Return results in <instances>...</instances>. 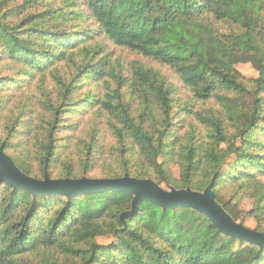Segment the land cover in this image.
I'll return each mask as SVG.
<instances>
[{"label":"trees","instance_id":"1","mask_svg":"<svg viewBox=\"0 0 264 264\" xmlns=\"http://www.w3.org/2000/svg\"><path fill=\"white\" fill-rule=\"evenodd\" d=\"M103 41L169 67L191 101L233 95L241 104L228 122L215 110L200 113L197 127L179 135L169 80L140 61L102 62ZM246 62L255 65L257 78L235 67ZM51 76L54 94L30 93ZM87 77L103 81L87 102L93 112L107 114L106 145L123 156L124 169L88 176L68 166L55 175L63 166L58 158L62 134L70 129L66 118L83 109L75 95ZM11 83H29V97L24 106L11 107L0 91V146L10 154L25 145L24 152L10 155L29 175L128 173L196 190L216 176L217 200L237 221L254 219V229L264 232V190L258 187L264 179V0H0V89ZM9 107L5 119L2 110ZM36 107L42 112L37 121ZM204 129L210 133L202 141ZM90 133L77 144L86 147L91 168L102 128ZM224 142L231 147H222ZM165 158L179 164L181 180L171 179ZM227 187H235L233 196L223 193ZM240 194L254 199L245 215L237 206ZM133 198L115 190L33 196L0 182V264H264V248L222 233L191 208L144 201L124 227L120 214ZM106 234L111 240L105 244L98 238Z\"/></svg>","mask_w":264,"mask_h":264},{"label":"rangeland","instance_id":"2","mask_svg":"<svg viewBox=\"0 0 264 264\" xmlns=\"http://www.w3.org/2000/svg\"><path fill=\"white\" fill-rule=\"evenodd\" d=\"M105 51V60L102 62L107 63L108 65L114 64L115 61L118 63H127L131 64L135 61H140L147 66H152L159 69L163 75L169 80V82L173 85L175 90V119L174 122L178 124L179 135L184 134L188 131L190 126L197 127V115L200 113H209L213 110L216 112H220L223 114L224 118L229 121V112L235 110L238 106H240V101L238 97L233 95H229L222 101L215 96L211 102H195L190 100L191 92L179 81L177 76L169 69V67L162 65L158 62L152 61L140 54H136L131 52L128 49L120 48L115 44H106V41L102 43ZM104 55V53H103ZM102 55V56H103ZM72 62V61H71ZM64 66V65H63ZM235 67L239 69L248 79H255L259 76V72L256 69L255 65L246 62L236 64ZM29 85V83H28ZM28 85L26 87H28ZM103 86V81L100 79H91L89 77L83 78L79 84V88L75 95V100L77 102H83L84 106L81 110H76L73 114H70L66 118V125L70 129H66L62 134L61 141V149L62 151L59 154L58 164L61 167H58L55 171V175H60L68 166H72L76 168L80 175H83L85 171H89L87 173L88 176H105V175H114L113 173H122L124 169L125 162L123 161V156H119L113 153L114 148L107 147L106 145V135H104V130L106 129V122H108L107 114L101 110L93 112L91 107L89 106V97H91L94 92H99ZM18 84H8L7 86H3L0 91L3 93L2 95L7 98V101L12 100V106H24L27 98L29 97V91L26 92L25 88ZM58 87L55 85V81L53 77H47L41 82L37 81L30 90V93H33L34 90L39 91V97L42 94V98L54 94ZM9 107L7 110H2V116L6 119L7 111L10 110ZM185 110V111H184ZM182 111V112H180ZM239 110H237V113ZM42 112L36 107V111L33 116L36 118L41 117ZM195 123V125H194ZM1 126V122H0ZM102 128L101 135V146L95 150L93 155V167H87L88 161L87 156L88 153L86 151V147L81 144H77L78 139L81 137L90 136V130L92 128ZM205 128V127H204ZM202 129V128H201ZM24 131L26 129H23ZM209 131L204 129L202 133V141L209 137ZM3 133L0 131V136ZM22 138H26L25 135L21 136L17 142H22ZM17 145V144H16ZM222 147L227 148L231 147L229 142L222 143ZM25 145H20L18 147H14L11 149L10 154L15 156L16 153L24 152ZM27 161L30 162L29 166L30 171L36 174L39 172V169L33 164V158H27ZM163 160V158H162ZM166 161V169L169 171L171 179L181 180L182 170L179 164L172 159H164ZM230 162H234V160H230ZM262 182L258 185V187L264 190V179H261ZM165 188H169L171 185L168 183H163ZM174 186V185H173ZM256 187L253 188L255 190ZM203 190V189H202ZM235 191V187H227L224 188L223 193L229 197L233 196ZM254 194V192L252 193ZM237 206L241 212V214L245 215L248 210H250L253 206L254 199L248 195L240 194L236 197ZM246 224L250 227L255 228L257 226V222L254 219H247ZM98 240L102 243H109L111 238L108 234L99 237ZM252 254V253H251ZM66 258H63L65 260Z\"/></svg>","mask_w":264,"mask_h":264},{"label":"water","instance_id":"3","mask_svg":"<svg viewBox=\"0 0 264 264\" xmlns=\"http://www.w3.org/2000/svg\"><path fill=\"white\" fill-rule=\"evenodd\" d=\"M216 176L203 190L191 186L165 188L154 179L138 178L128 173L116 178H52L45 172L43 179L35 178L18 167L4 146H0V182L33 196L62 195L67 198L91 192L115 190L131 194V208L120 214L124 227L128 219L139 211L144 201L152 202L163 209L191 208L209 218L224 234L264 248V232L258 231L241 221H237L217 200L214 190Z\"/></svg>","mask_w":264,"mask_h":264}]
</instances>
